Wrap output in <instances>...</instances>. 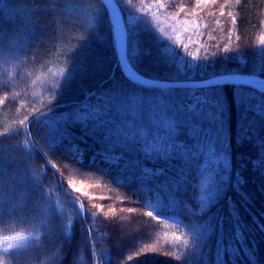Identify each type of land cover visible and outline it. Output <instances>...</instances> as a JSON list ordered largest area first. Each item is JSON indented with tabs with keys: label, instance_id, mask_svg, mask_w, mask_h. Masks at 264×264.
I'll return each instance as SVG.
<instances>
[{
	"label": "trees",
	"instance_id": "16d2710c",
	"mask_svg": "<svg viewBox=\"0 0 264 264\" xmlns=\"http://www.w3.org/2000/svg\"><path fill=\"white\" fill-rule=\"evenodd\" d=\"M115 2L140 75L264 77V0ZM129 17L137 18L132 26ZM173 42L188 53L186 65L197 57L195 69L178 70L176 49L162 53ZM225 43L231 51H222ZM206 91L215 97L216 88L130 81L104 0H0V264H264V114L255 110L264 92L244 86L249 99L239 103L234 85L219 86L227 172L204 170L210 158L184 128L176 140L189 151L167 158L146 156L143 141L108 135L124 126L116 109L129 93L160 95L167 104ZM106 100L108 126L78 118ZM138 123L147 124L146 116ZM204 127L216 134L221 125ZM213 181L222 190L205 206L201 184ZM197 226L205 230L198 240L190 231ZM14 237L22 241L8 246ZM229 245L239 251L230 255Z\"/></svg>",
	"mask_w": 264,
	"mask_h": 264
},
{
	"label": "snow or ice",
	"instance_id": "6c2138e0",
	"mask_svg": "<svg viewBox=\"0 0 264 264\" xmlns=\"http://www.w3.org/2000/svg\"><path fill=\"white\" fill-rule=\"evenodd\" d=\"M131 3V0H128ZM197 3H212L215 4L216 0H197ZM239 4L240 0H236ZM160 9L164 8L163 4L159 5ZM179 12H184V8L181 7ZM191 15H197L195 10H193ZM223 14V13H221ZM231 15V13L229 14ZM111 19L113 24V33L116 37V42L118 44V53L120 58V66L125 70V74L128 79L135 84H138L142 88H158L162 90H169L174 88H202L206 87L208 89L216 88V95L213 97L211 91H206L201 95L189 94L188 101L180 100L174 102H168L165 104L163 97L160 95H149L145 96L138 93H129L124 100L120 103L119 107L116 109L117 117L124 118V126L115 128L114 131H110L108 128L109 136L121 135L126 138L128 142L137 143L138 141H143V152L146 156L156 155L163 156L167 158L174 152L187 153L189 151L188 146L185 144L177 143V134L179 128H184L187 130V134L191 136L197 143L202 145V152L206 151V158L204 170L209 171V165L217 166L211 169L213 172H219V166H223L225 172L229 171L228 157L224 154L227 150V145L222 138V119L221 115L223 112L222 99L219 96V86L221 84H230L236 87V98L239 103H245L249 96L243 91L244 86H252L261 91H264V79H259L256 77H247L239 74H227L219 79H211L201 83H185V82H161L153 79H145L134 69L129 61L128 48H127V29L125 28V22L122 19L120 12L117 9H113L111 13ZM136 17H129L127 24L132 26L136 23ZM175 19V17H173ZM236 20V16L232 15L233 23ZM219 23V21H217ZM198 27V24H197ZM163 34V30H160ZM167 39V37H165ZM189 39H191V34H189ZM264 41V38H262ZM185 49L189 45L183 46ZM173 49L180 51V59L177 63V68L180 72L186 70H193L198 65L194 62L197 57L195 55L188 59L187 65L185 59L188 57L186 51H181V46L172 43V46L162 50V53L172 57L174 56ZM222 51L229 52L231 47L228 43H225ZM135 54V53H133ZM214 54V53H213ZM260 71H264V64L261 65ZM113 98V97H112ZM102 107L97 106L91 110V113L85 116L78 117L79 119H94L99 125L108 126L106 124L108 113L111 109L106 107V102ZM248 109H246L247 111ZM255 110L257 114H264V101H261L256 105ZM147 118V124H140L139 121ZM205 123L213 124L219 123L220 128L216 130V134L213 133L211 127H204ZM55 125H53V128ZM217 143L219 144V149L217 148ZM219 151V154H217ZM256 163V162H254ZM145 175H150L152 170L143 169ZM211 179V177H206V181ZM221 181H226L227 176L221 175ZM237 182H242L239 174L237 175ZM83 185V181L80 182ZM201 187L207 189V194L200 197L202 203L206 206L210 200L219 194L222 190L219 184L215 181L211 185L207 182L202 183ZM83 191V187L81 188ZM113 211V210H110ZM192 236L198 240L203 237L205 230L201 227H195L190 229ZM243 234L237 226L236 240L240 243L241 248L246 249V245L243 243ZM229 254L233 252H238L233 245L228 246ZM247 254V251H246ZM219 255V253H218ZM110 262V260H109Z\"/></svg>",
	"mask_w": 264,
	"mask_h": 264
},
{
	"label": "water",
	"instance_id": "95a60500",
	"mask_svg": "<svg viewBox=\"0 0 264 264\" xmlns=\"http://www.w3.org/2000/svg\"><path fill=\"white\" fill-rule=\"evenodd\" d=\"M104 1H105L106 5H107V7H108V10H109L110 14L112 13L113 9H117V10L120 12V10H119V8H118V6H117L115 0H104ZM120 15H121V13H120ZM121 17H122V16H121ZM117 47H119L118 44H117ZM118 58H119V53H118ZM119 63H120V58H119ZM121 68H122V67H121ZM122 70H123V72L125 73V70H124L123 68H122ZM138 74H139V73H138ZM125 75H126V74H125ZM224 75H227V74H224ZM224 75H217V76H213V77H211V78H207V79L199 80V81H180V82H185V83H190V84H192V83H201V82H204V81H207V80H211V79H219V78L223 77ZM239 75H242V74H239ZM126 76H127V75H126ZM141 76H142V75H141ZM243 76H247V77H256V78H259V79H264L263 77H261V76H257V75H243ZM142 77L145 78V79H151V78H147V77H144V76H142ZM153 80H157V79H153ZM158 81H161V82H167V83L176 82V81H165V80H158ZM249 87H252V86H249ZM252 88H254V87H252ZM254 89H256V90H258V91H261V90H259V89H257V88H254ZM261 92H264V91H261Z\"/></svg>",
	"mask_w": 264,
	"mask_h": 264
},
{
	"label": "rangeland",
	"instance_id": "374dc122",
	"mask_svg": "<svg viewBox=\"0 0 264 264\" xmlns=\"http://www.w3.org/2000/svg\"><path fill=\"white\" fill-rule=\"evenodd\" d=\"M22 241V237H14L11 238L8 242V246H12L15 245L17 242H21Z\"/></svg>",
	"mask_w": 264,
	"mask_h": 264
},
{
	"label": "bare ground",
	"instance_id": "6f19581e",
	"mask_svg": "<svg viewBox=\"0 0 264 264\" xmlns=\"http://www.w3.org/2000/svg\"><path fill=\"white\" fill-rule=\"evenodd\" d=\"M264 78V77H263Z\"/></svg>",
	"mask_w": 264,
	"mask_h": 264
}]
</instances>
